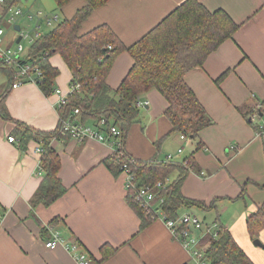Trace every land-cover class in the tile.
<instances>
[{"label": "crops", "instance_id": "crops-1", "mask_svg": "<svg viewBox=\"0 0 264 264\" xmlns=\"http://www.w3.org/2000/svg\"><path fill=\"white\" fill-rule=\"evenodd\" d=\"M37 1L31 3L34 10L30 6L27 12L42 11L54 21L59 19L58 12L61 20L56 25L85 4V0H69L58 8L54 0L48 4ZM184 1L108 0L88 15L79 31L107 25L120 43L130 46ZM198 1L209 12L224 11L238 25L230 38L183 77L211 124L195 138L181 139V134L170 131L171 123L164 115L167 101L156 89H150L138 96L139 115L121 135L123 149L128 156L143 160L166 161L171 154L173 161L183 163L191 155L180 192L203 202L200 209L205 218L194 212L199 208L196 206L181 207L177 215L191 212L200 219V224L191 228V234L199 239L196 248L202 253V236L205 232L216 235L222 224L252 264H264V248L253 244L254 239L264 244V216L255 237L247 230L248 218L264 202V118L255 113L264 100V0ZM4 6L0 3L3 29L7 24ZM52 6L55 10H45ZM8 25L14 27L16 22ZM15 31L8 34L4 29L0 47L15 48L21 43L26 54L28 41L23 43L20 38L16 42L20 31ZM132 62L127 50L118 52L106 76L107 86L115 89ZM49 63L58 70L50 93L26 82L9 88L1 102L0 264H76L62 246H45L53 231L65 240L80 242L92 264H207L203 256L197 258L198 263L191 250L172 237L162 219L157 217L140 229V218L126 201L124 173H114L104 164L105 158L112 156L107 142L51 139L50 146L60 160L57 178L65 191L48 205L35 202L45 175L39 165L40 154L34 151L40 139H29L21 149L17 130L21 124L34 131L58 126V101L60 95L68 94L72 76L60 54L51 55ZM6 81L0 70V95L6 90ZM94 121L89 118L84 124ZM9 136L16 141L9 142ZM177 175V170L172 171L168 183ZM103 245L114 251L103 257Z\"/></svg>", "mask_w": 264, "mask_h": 264}, {"label": "trees", "instance_id": "trees-1", "mask_svg": "<svg viewBox=\"0 0 264 264\" xmlns=\"http://www.w3.org/2000/svg\"><path fill=\"white\" fill-rule=\"evenodd\" d=\"M68 1L54 0L58 8ZM107 1L85 0V4L70 18L62 20L28 45L23 61L32 62L41 70L38 84L40 89L44 94L52 91L58 70L51 66L49 57L58 53L70 69L72 77L69 84H79V91L69 94L61 109L62 115L66 116L76 107L79 109L81 122L84 123L89 118H104L116 125L123 135L138 118V96L156 89L167 101L164 115L171 123L170 131L186 138H195L212 121L183 77L192 68L201 65L208 54L224 40L230 38L238 25L222 10L209 12L198 0H186L130 46L120 43L107 25H99L80 33L81 23ZM3 3L5 14L18 0H4ZM121 50H127L133 62L119 85L111 89L106 84V76ZM0 70L7 79L6 90L0 95L1 107L5 92L11 88L15 70L13 65L3 63H0ZM255 113L264 118V100ZM0 114L4 116L1 108ZM21 127L17 130L21 149L29 139H40L42 153L39 165L45 175L35 195V202L48 205L65 191L57 178L60 160L50 146V140H64L69 136L62 135L58 126L50 131H34L22 124ZM125 156L124 160L130 157L127 154ZM184 161L186 164L172 159L162 161L157 158H133L128 163L136 188L154 187L158 182L162 185L156 189L157 194L151 201L150 208L134 198V190L126 191L128 205L140 218V229L156 219L157 211H162L167 218H175L181 207L204 206L202 201L187 198L180 192V186L188 174L191 155ZM104 164L114 173L121 172L112 156L105 158ZM174 170L178 171L176 180L168 183L169 174ZM261 216H264V202L262 208L247 220V230L252 237H255V231L263 225L260 224ZM200 244L205 245L202 256L207 264H252L222 224H219L215 236L211 232H205ZM101 251L102 256L106 257L114 249L103 245Z\"/></svg>", "mask_w": 264, "mask_h": 264}, {"label": "built area", "instance_id": "built-area-1", "mask_svg": "<svg viewBox=\"0 0 264 264\" xmlns=\"http://www.w3.org/2000/svg\"><path fill=\"white\" fill-rule=\"evenodd\" d=\"M4 0H0L2 4ZM21 13V10L18 8L13 9L12 7L8 8L6 13L3 16V20L7 24H13L14 19ZM29 19L35 18L37 21L35 23V29L33 36L29 34V32L23 31L20 27V38L28 41V45L33 43L40 35L42 34L39 30V21L44 19L47 25H50L54 17L45 15L42 11L31 13L28 15ZM4 29L2 25H0V37L3 34ZM111 48L110 45L107 46ZM25 48L21 43H18L15 48H7L3 49L0 47V61L5 65H13L14 66V79L11 85V88H15L23 83L31 82L34 84H39L42 72L39 67L32 62L23 61L26 54ZM58 92V90H54ZM79 84L70 85L68 94L60 95L58 101V131L62 135H68L70 138L76 139L78 141H85L86 139H93L100 142H107L112 146L111 155L114 157V160L119 164V168L121 172L125 175V188L126 191L128 189L134 190V198L139 201L143 206L150 208V203L156 196V189L160 188L162 185L158 182L154 187H139L136 188L133 183V175L128 166V163L133 161L132 157H128V160H124L125 151L123 149V143L121 141V132L116 125H114L111 121H107L104 118H100L95 120L93 124H84L79 119V109L73 108L72 112L67 114L66 116L62 115L61 109L63 105L66 103L69 94L78 92ZM140 102H137L139 105ZM264 134V131H263ZM180 138H185L182 134ZM9 142L16 141L15 137L9 136ZM34 151L36 153L41 154L42 148L39 145L34 147ZM178 152L182 151V147H179ZM127 157V156H125ZM172 159V155L168 154L166 160ZM183 164H186L183 161ZM162 198H160V202ZM156 218L162 219L165 226L169 229L172 237L179 241L183 247L191 250L192 255L196 260L197 258L202 256V253L196 248L199 239L195 238L191 234V228L198 226L200 224V219L198 216L191 212L182 213L181 215H177L175 218H167L162 211L156 212ZM1 218V214H0ZM217 234V233H216ZM215 236V235H214ZM45 246L47 248H52L55 246H62L65 250H67L75 259L76 264H91V258L88 255L87 251L80 244V242L75 240H65L62 236L58 234L57 231H53L52 237L45 242ZM199 263V260H198Z\"/></svg>", "mask_w": 264, "mask_h": 264}, {"label": "rangeland", "instance_id": "rangeland-1", "mask_svg": "<svg viewBox=\"0 0 264 264\" xmlns=\"http://www.w3.org/2000/svg\"><path fill=\"white\" fill-rule=\"evenodd\" d=\"M49 1H51V0H46L45 4H48ZM31 3H33V4L34 3H39V1H37V0H19L18 5L14 6V7L20 8L21 9V13L18 16H16V18L14 19L15 20L14 22H16V24H19L21 26V28L23 29V31L29 32L30 35H33L35 23H36L37 20L35 18L29 19L28 15L31 14V13H28L27 10H26V9H30V6H33ZM48 8H50L52 10H55V6L45 7V10L46 11L50 10ZM32 10H34V6H33ZM30 12H32V11H30ZM32 13H35V11H33ZM57 14L59 15L58 21H60L61 20V16H60V14L58 12H57ZM41 20L43 22V23H41V27H39V31H41V33H45L48 30L52 29L56 25V23L58 22L56 20L55 21L53 20L54 22H51V25H47V24H45L44 19H41ZM3 26H4V29H5V33L14 34L16 32L14 30L13 26H10L8 24H5ZM23 43H25V40H23ZM140 108H142V107H140ZM187 139H189V138H187ZM194 212L196 214H198V216H200L202 220H203V218H205V214H204L202 209L198 208ZM209 216L211 217V215H209ZM207 219H209V217H207Z\"/></svg>", "mask_w": 264, "mask_h": 264}, {"label": "water", "instance_id": "water-1", "mask_svg": "<svg viewBox=\"0 0 264 264\" xmlns=\"http://www.w3.org/2000/svg\"><path fill=\"white\" fill-rule=\"evenodd\" d=\"M14 29L15 30H19V25H15L14 26ZM19 40H20V37H18L17 39H16V42H19ZM253 244L254 245H256V246H260V247H263L264 248V244H262L261 242H260V240H258V239H254L253 240Z\"/></svg>", "mask_w": 264, "mask_h": 264}]
</instances>
